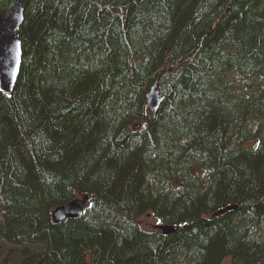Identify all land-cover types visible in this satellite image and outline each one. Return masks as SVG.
I'll use <instances>...</instances> for the list:
<instances>
[{
	"label": "trees",
	"instance_id": "1",
	"mask_svg": "<svg viewBox=\"0 0 264 264\" xmlns=\"http://www.w3.org/2000/svg\"><path fill=\"white\" fill-rule=\"evenodd\" d=\"M21 3L0 264H264V0Z\"/></svg>",
	"mask_w": 264,
	"mask_h": 264
},
{
	"label": "water",
	"instance_id": "2",
	"mask_svg": "<svg viewBox=\"0 0 264 264\" xmlns=\"http://www.w3.org/2000/svg\"><path fill=\"white\" fill-rule=\"evenodd\" d=\"M24 22V9L20 0H16L8 14H0V90L10 93L16 81L22 56L21 42L17 33ZM162 98L157 83L148 93L147 107L156 111ZM138 127V126H136ZM90 195L83 198H74L58 205L52 210L51 217L55 223H60L68 218H78L89 200ZM183 225L162 226L163 232H170L181 228Z\"/></svg>",
	"mask_w": 264,
	"mask_h": 264
},
{
	"label": "rangeland",
	"instance_id": "3",
	"mask_svg": "<svg viewBox=\"0 0 264 264\" xmlns=\"http://www.w3.org/2000/svg\"><path fill=\"white\" fill-rule=\"evenodd\" d=\"M139 222L148 229H157L159 223L153 216H141ZM223 264H230L228 260L224 261Z\"/></svg>",
	"mask_w": 264,
	"mask_h": 264
},
{
	"label": "bare ground",
	"instance_id": "4",
	"mask_svg": "<svg viewBox=\"0 0 264 264\" xmlns=\"http://www.w3.org/2000/svg\"><path fill=\"white\" fill-rule=\"evenodd\" d=\"M155 71H156V70H155ZM150 90H151V88H150ZM150 90H149V91H150ZM164 225H165V224H164ZM171 225H172V224H171Z\"/></svg>",
	"mask_w": 264,
	"mask_h": 264
}]
</instances>
